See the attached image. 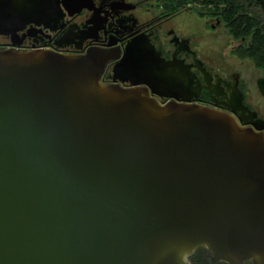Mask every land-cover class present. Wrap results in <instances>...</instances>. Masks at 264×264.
I'll list each match as a JSON object with an SVG mask.
<instances>
[{
  "label": "water",
  "instance_id": "1",
  "mask_svg": "<svg viewBox=\"0 0 264 264\" xmlns=\"http://www.w3.org/2000/svg\"><path fill=\"white\" fill-rule=\"evenodd\" d=\"M28 1L0 0V35ZM114 58L0 48V264H189L200 247L264 264V121L103 85Z\"/></svg>",
  "mask_w": 264,
  "mask_h": 264
},
{
  "label": "flooded vegetation",
  "instance_id": "2",
  "mask_svg": "<svg viewBox=\"0 0 264 264\" xmlns=\"http://www.w3.org/2000/svg\"><path fill=\"white\" fill-rule=\"evenodd\" d=\"M34 3L38 12L24 17L16 33L0 35V48L75 56L89 50L108 53L115 58L105 65L103 85L147 89L162 105L196 104L227 112L253 130L260 125L258 120L264 121L247 101L250 84L264 97V79L255 68L256 79H244L243 65L249 60L233 54L244 42L227 35L222 22L209 11L212 7L172 8L164 0H30L27 6ZM189 17H194L196 30L189 26ZM218 32L238 42L227 58L218 59L207 46ZM130 50L142 74L123 66ZM146 72L148 78L143 76ZM187 260L189 264H227L214 262L204 247Z\"/></svg>",
  "mask_w": 264,
  "mask_h": 264
},
{
  "label": "trees",
  "instance_id": "3",
  "mask_svg": "<svg viewBox=\"0 0 264 264\" xmlns=\"http://www.w3.org/2000/svg\"><path fill=\"white\" fill-rule=\"evenodd\" d=\"M164 0L168 7L201 4L208 7L222 22L227 35L243 40L238 51L241 59L252 62L264 79V0Z\"/></svg>",
  "mask_w": 264,
  "mask_h": 264
},
{
  "label": "rangeland",
  "instance_id": "4",
  "mask_svg": "<svg viewBox=\"0 0 264 264\" xmlns=\"http://www.w3.org/2000/svg\"><path fill=\"white\" fill-rule=\"evenodd\" d=\"M189 26L192 27L193 30H196V24L194 17H189ZM217 35H215V39L212 42H209L207 40V46H211L209 48H212V50L217 54L218 59L227 58L230 56V49L233 45H237V41L232 43L231 40L227 37H224L222 33L218 32ZM235 60L231 62L232 64H235ZM220 63V62H219ZM243 68L244 71V79L246 81H251L253 78L256 79V70L254 69V66L252 62L245 61ZM249 93H248V104L251 105L261 117L264 118V97L261 96L260 92L258 91L257 87H254L253 85H249Z\"/></svg>",
  "mask_w": 264,
  "mask_h": 264
},
{
  "label": "bare ground",
  "instance_id": "5",
  "mask_svg": "<svg viewBox=\"0 0 264 264\" xmlns=\"http://www.w3.org/2000/svg\"><path fill=\"white\" fill-rule=\"evenodd\" d=\"M98 52H100V51H98ZM100 54H102L103 55V57H105L107 54H104L103 52H100ZM143 71V70H142ZM144 72H145V70H144ZM141 74H142V72H141ZM143 76H145L146 78H148V76L149 75H147V72L145 73V74H143ZM154 78V77H153Z\"/></svg>",
  "mask_w": 264,
  "mask_h": 264
}]
</instances>
